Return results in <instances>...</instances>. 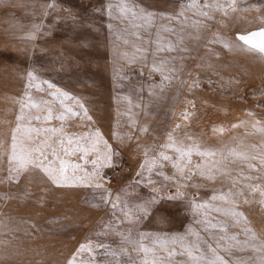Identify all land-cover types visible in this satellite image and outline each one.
<instances>
[{
  "label": "rangeland",
  "instance_id": "rangeland-1",
  "mask_svg": "<svg viewBox=\"0 0 264 264\" xmlns=\"http://www.w3.org/2000/svg\"><path fill=\"white\" fill-rule=\"evenodd\" d=\"M230 3L0 0V264H264V0ZM13 134L85 183L9 172Z\"/></svg>",
  "mask_w": 264,
  "mask_h": 264
},
{
  "label": "snow or ice",
  "instance_id": "snow-or-ice-1",
  "mask_svg": "<svg viewBox=\"0 0 264 264\" xmlns=\"http://www.w3.org/2000/svg\"><path fill=\"white\" fill-rule=\"evenodd\" d=\"M190 7H195L196 5H189ZM205 6L209 7L210 5L207 4V0H205ZM231 7H233V9H235V0H231L230 5ZM121 11L122 13H125L128 11V9L126 8V6H122L121 7ZM135 13H133L134 15ZM201 15H207V13H201ZM237 39L241 42L242 45H244L249 51H254L257 52L260 55H264V29L257 31V32H252V33H248L246 35H239L237 37ZM156 70V69H154ZM29 79H34L33 75L31 73H29ZM49 87H51V85H49ZM59 90H57L58 92ZM62 96H65L66 98H69L66 96V94L64 93H59ZM30 99V98H29ZM33 106H35L33 104ZM81 108H83V105H80ZM66 111L71 112V109H67ZM84 114L87 115V111L84 110ZM73 115H75V113H73ZM249 115H251V113H249ZM60 119H64L63 116L59 117ZM23 119V117H18V120ZM46 120H50L51 119V110H49V115L48 117L45 118ZM16 132H20V131H24L26 134L31 133V132H39L40 130L38 129H21L19 126L17 127V129L15 130ZM43 131L45 132H56L57 129H44ZM261 131H264V129H261ZM99 135V133H97V136ZM171 140V137H170ZM73 141L71 138H68V143L71 144ZM169 147H172L173 150L177 153H179L182 157L184 156H191L192 152L195 151L198 155H214V153H204V152H200L199 149H188V150H184L181 148H176L173 147V145H169ZM93 148H95V144H93ZM80 151H83L85 154L88 153L89 149L88 148H84V147H79ZM65 151H67V149H65ZM109 154H106L103 157V160H97V161H93L94 165H100V164H105V165H110L111 164V149H108ZM44 156L43 151L40 148L37 149H33V150H27L23 147H19L18 148V144H17V138L16 135L13 134L12 137V145H11V155L9 157V163L10 164H15L17 165V167L15 168H10L9 172L12 171H26L28 166H35V167H40L41 170L49 176V178L53 181V183L60 185V184H78V183H85L84 180H82L81 178H77L74 177L71 181L69 180V178L65 175V171L67 169V167H69V165H66L63 161H61L60 163V168L59 170L55 169L54 167H52L51 165L47 166V167H43V161L42 159H40L41 157ZM241 158L247 159V157L245 156H241ZM161 159L163 160H168L170 159L167 156H164L163 154H161ZM146 163H148L146 161ZM190 163V160H189ZM261 163L264 164V159L261 160ZM151 166H155V162H152ZM72 168H79V165H71ZM174 167H177L181 172L184 170L182 167H180L179 165H174ZM199 167V166H197ZM87 175V174H86ZM209 179H212V177H208ZM96 187H100L99 184L96 185ZM262 195H264V192L261 193ZM213 199H216V197H213ZM219 199L227 202V198L225 196H220ZM196 207H207V205H199ZM234 215H242L239 213H234ZM131 222V221H130ZM172 243L175 244L177 243V238H173ZM158 248L159 251L161 252H165L167 253L166 256H158L156 251H153L152 249L145 247L143 245L142 241H138L136 244L133 245L134 248H136V250L143 252L144 255L146 257L151 256V259H145L143 260L142 264H168V261L171 259V257H173L174 255H176L177 253H175L174 251H172L171 249L168 248L167 243L160 241L158 242ZM180 247L183 249V252L187 254L189 261L191 262V264H201V257L197 256V255H193V248L192 247H185L183 245V243L181 242ZM80 252H85L88 251L90 252L91 249L86 246V245H81ZM196 251H199V249H196ZM69 264H76L75 258H73L72 261L69 262ZM203 264H216V261H204ZM220 264H223V262L221 261Z\"/></svg>",
  "mask_w": 264,
  "mask_h": 264
}]
</instances>
